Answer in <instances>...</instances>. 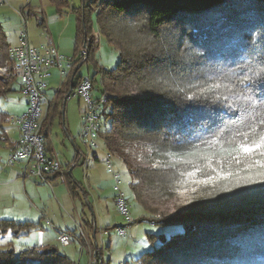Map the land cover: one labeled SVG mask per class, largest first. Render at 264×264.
<instances>
[{
    "label": "trees",
    "instance_id": "16d2710c",
    "mask_svg": "<svg viewBox=\"0 0 264 264\" xmlns=\"http://www.w3.org/2000/svg\"><path fill=\"white\" fill-rule=\"evenodd\" d=\"M51 2L58 6L63 0ZM81 7L76 14L70 70L43 115L45 151H50L48 126L53 116L62 118L59 104L69 86L75 88L83 80L89 81L90 89L94 86L93 77L82 78L77 76L79 67L74 70L93 57L96 39L90 34L89 21L96 11L100 33L120 56L115 67L95 72L100 73L102 95H106L97 116V120L104 117L105 125L102 130L99 126L98 133L104 135L108 153L117 155L134 178L130 187L142 210L158 216L155 224L181 227L169 237L158 236V245L137 260L143 264H264L262 185L253 190L256 197L252 199L237 197L231 203L226 200L220 206L194 210L182 204L178 195L183 187L180 178L189 172L182 166L187 161L178 156L189 145L211 139L221 127L224 132L218 139L227 142L237 129L248 130L242 123L256 127L264 118V0H84ZM119 15L141 20L153 37L170 27L177 49L158 59L147 49L130 52L123 48L117 34L111 33L118 28ZM9 48L0 24V66L7 60ZM128 56L130 62L125 59ZM15 79L13 73L0 77V97L10 92ZM248 97L255 103L250 105ZM5 121L9 116L0 110V140L4 142L8 141L1 137ZM249 159L239 165L228 160L212 163L239 173ZM34 225L0 219L2 231L15 226L29 230ZM0 264L75 263L56 248L34 247L19 253L0 249Z\"/></svg>",
    "mask_w": 264,
    "mask_h": 264
},
{
    "label": "rangeland",
    "instance_id": "374dc122",
    "mask_svg": "<svg viewBox=\"0 0 264 264\" xmlns=\"http://www.w3.org/2000/svg\"><path fill=\"white\" fill-rule=\"evenodd\" d=\"M81 4L80 0L77 2L69 0L70 6L79 8ZM27 11L26 9L27 34L31 41L44 35L40 26L41 21L44 20L45 23H48L52 30L53 27L61 26L58 10L51 1L34 0L30 16ZM19 17L22 18L21 15ZM117 18H119L118 28L111 29V26L109 29L113 35L117 34L116 37L120 39L121 46L130 52L147 49L160 59L170 54L171 49H177L173 39V30L170 27L161 29L160 36L153 37L148 34L141 20L134 17L127 20L120 15ZM73 19L71 18L72 22ZM0 21L9 47L15 46L16 22L5 24V20L0 19ZM60 22L63 23L64 20L62 19ZM89 23L90 34L94 35L96 39V48L93 57L79 66L77 76L95 79L94 86L90 89L91 97L95 100L102 96L100 73L95 72L100 68L109 70L115 67L120 56L115 46L108 43L105 36L100 33L96 22V11L91 12ZM67 35L66 31L65 36ZM45 42L46 40L41 45H44ZM41 45L31 46L40 49ZM184 46L187 44L185 43ZM61 47L63 50H56L55 47L54 49L58 55L63 57L62 69L54 67L50 77L44 79L46 87L42 91L48 100L53 98L62 81L66 79L70 70L69 65H71L68 63V58L74 54L72 40L68 43L64 42ZM163 47L167 49L162 51ZM182 50L184 49L180 48V54L184 53ZM125 59L130 62L131 56ZM165 59L167 60V57ZM10 89L9 93L0 97V110L9 117L22 114L30 99L29 95L23 92L22 81L19 77H16ZM87 107L82 96H68L65 99L64 108L63 103L59 104V111L64 112L63 120L59 116H53L51 125L48 126L47 147L50 148V151L47 154L60 162L58 178L56 181L51 180L54 192L51 191L53 189H50L48 184L28 175V173L23 176L25 163L7 164L9 148L5 147L4 141L0 140V219L35 223L29 230L20 227L18 229L17 226H15L16 229L12 228L6 231L0 229V249L19 253L21 250L34 247H53L75 264H89V249L91 247L98 251L102 264H143L137 260L138 257L144 251L158 245L160 241L158 236L169 237L180 231L181 227L155 224L154 221L158 220V216H149L142 210V206L136 201L130 187L134 178L128 173L126 165L117 155L108 153L104 135L98 133L94 137V141L98 145L96 148L80 137L83 123L81 113L87 110ZM45 109L46 105L43 103V112ZM96 123L102 130L105 125L104 117L99 116ZM1 127L10 140L18 139L19 126H12L9 121H5L2 122ZM77 151L80 152V155L71 174L68 175L72 158ZM107 161L111 163L112 171L107 168ZM219 161L221 160H216V162ZM198 162H200L199 166L202 167V170L194 172L193 167L198 166ZM203 164L202 159H195L191 163L187 162L186 165H182L189 169V172L180 178L183 187L178 195L182 204L192 206L191 210L197 209V207L201 209L206 205L220 206L226 200H230L231 203L237 197L252 199L256 197L253 190L264 187V180H260L255 175L261 165H264V157L260 156L259 152L243 164L239 171V177H252L247 183H236L234 179L201 183L210 175L209 170L203 168ZM113 172L120 174L117 183L128 208L127 216L130 224L127 223V218L118 211L113 197L115 195ZM193 172V175H189ZM83 190L86 192L85 196ZM250 194H252L251 197H249ZM204 202L207 204H203ZM87 224L95 226V233H93L92 227L86 226ZM119 228L123 230V233L118 232ZM18 230L20 231L17 232ZM59 231L67 234L70 240L68 246H64L59 241ZM81 233L87 238L84 245H81L78 239Z\"/></svg>",
    "mask_w": 264,
    "mask_h": 264
},
{
    "label": "built area",
    "instance_id": "2783aa9c",
    "mask_svg": "<svg viewBox=\"0 0 264 264\" xmlns=\"http://www.w3.org/2000/svg\"><path fill=\"white\" fill-rule=\"evenodd\" d=\"M84 58L85 56L82 59ZM62 60L63 57L57 54L50 39L44 45H41L40 49H37L30 45L27 32L23 30L19 37V43L9 48L8 58L0 66V77L13 73L21 79L22 90L30 97L28 106L22 114L9 117V122L12 125L19 126L20 135L18 139L7 144L9 148L7 164L25 162L28 167V175L45 182L51 189H53L51 180L59 172L60 162L48 155L44 144H42L43 115L46 113L49 102L42 90L46 87L44 79L50 77L52 69L54 67L62 69ZM68 63H70V59H68ZM76 95L82 96L88 106L87 110L81 113L83 123L80 137L96 148L98 145L94 141V137L99 131V125L96 123L97 116L102 104L105 102L106 95H102L95 100L92 99L90 83L87 80H83L73 88L68 96L74 97ZM43 103L46 105L45 112L42 110ZM107 168L112 171V165L109 161H107ZM119 178L120 174L113 172L115 183V195L113 197L118 211L127 218V223L130 224L127 216L128 208L117 183ZM118 232L121 234L123 230L119 228ZM59 239L64 246L70 243L66 233L60 234ZM80 239L86 241L83 233H81ZM96 253H98L97 250L91 251L89 264H101Z\"/></svg>",
    "mask_w": 264,
    "mask_h": 264
},
{
    "label": "snow or ice",
    "instance_id": "6c2138e0",
    "mask_svg": "<svg viewBox=\"0 0 264 264\" xmlns=\"http://www.w3.org/2000/svg\"><path fill=\"white\" fill-rule=\"evenodd\" d=\"M244 79L248 80L249 77H245ZM247 99L250 105L255 103L252 97H248ZM242 127H246L248 130L242 132L237 129L232 138L227 142L218 139L220 134L224 132L223 128L218 129L211 134V139L201 140L200 144L189 145L187 150L178 156V159L189 163L195 159H202L205 162L203 167L211 169L214 174L209 175L201 183H210L220 179H234L236 183H247L252 178L251 176L239 177V173L233 172L231 167L223 169L214 167L212 163L213 160H228L239 165L242 160L251 158L257 152H259L260 156L264 157V118L259 119L256 127H253L251 122L242 123ZM257 127L261 130L257 131ZM237 137H240V139H237ZM201 170L202 167L198 166L194 172H200ZM194 172L189 173V175H193ZM255 175L260 180H264V165H261L260 170Z\"/></svg>",
    "mask_w": 264,
    "mask_h": 264
},
{
    "label": "crops",
    "instance_id": "0c3cea01",
    "mask_svg": "<svg viewBox=\"0 0 264 264\" xmlns=\"http://www.w3.org/2000/svg\"><path fill=\"white\" fill-rule=\"evenodd\" d=\"M48 1H51V0H48ZM71 1L72 2L76 1L77 2V0H71ZM80 1L82 2V4H81V6H82L84 0H80ZM33 2H34V0H0V19L1 20H5V24L6 23H11V22H16V25H17V27H16V29H17L16 36L17 37H16V40H15V45H17L19 43V37H20L22 31L26 30V32H27V22H26L27 21V17L25 16V11L27 9L28 10L27 11L28 16L31 15ZM54 5H56V4H54ZM80 7L77 8V7L72 6V5L70 6L69 5V0H63V3L62 2H58V6H56V8L58 10V18L60 19V21H62V19H63L64 22L61 23L59 21L61 26L57 27V28L53 27L54 29L52 30L48 23H45L44 20L41 21L40 22V26L42 27V32H44V35H41L39 37V39H34V40L31 41L29 39L28 34H27V38H28L29 43L31 45H33V46H38V45H41L45 40L47 41L48 39H50L51 42H52V45L55 47L56 50L57 49H59V50L62 49L63 50V48L62 47L60 48V46H62L64 44V42L68 43V42H71V40H72V42H73V52H74V36H75V30H76V14H77V11L80 9ZM65 10H67V11H65ZM68 11H70V12L68 13ZM19 15L22 16L21 19L23 20V23H22V20L20 19ZM63 16H64V18H63ZM71 18L72 19L74 18L73 22H72ZM21 23L23 24V28H22ZM0 24H1V21H0ZM70 28H71V30H70ZM66 31H67V34H68L67 36H69V38H67V36H65ZM63 37H65V38H63ZM6 40H7V38H6ZM69 67H70V65H69ZM54 102L55 101H53V103ZM62 103H63V108H64L65 99L62 100ZM63 108H62V110H63ZM46 111H47V109H46ZM61 113H62V120H63L64 112L62 111ZM12 126H15V125H12ZM1 137L8 138L5 132L3 133V135H1ZM11 142H12V140H10L8 138V141L4 142L5 147H7V144H9ZM72 142H73V140H72ZM78 152L79 151H77L75 153V155H77ZM73 158H75V156ZM73 158H72V160H74ZM23 163H25V162H23ZM72 163L73 162L71 161V167H70L69 171H71L74 168V166H75V163H73V164ZM18 164H20V163H18ZM67 168H68V165H67ZM22 173H23V176L26 173H28V167H27L26 164H25V167H24V171ZM70 174H71V172H70ZM57 178H58V175L52 180L56 181ZM51 191L54 192V188ZM83 193H84V196H85L86 192H84V190H83ZM93 225H94V223H93ZM93 225L89 226V224H87L86 226H88L90 228L92 227V230L94 229L93 233H95V226H93ZM63 233L64 232L59 231V235L63 234ZM78 239L80 240L81 245H84V241L81 240L80 238H78ZM92 250L93 249H91V247H90L89 252L91 253ZM90 253H89V259H90ZM100 261H102V260L100 259Z\"/></svg>",
    "mask_w": 264,
    "mask_h": 264
},
{
    "label": "water",
    "instance_id": "95a60500",
    "mask_svg": "<svg viewBox=\"0 0 264 264\" xmlns=\"http://www.w3.org/2000/svg\"><path fill=\"white\" fill-rule=\"evenodd\" d=\"M85 46V45H84ZM79 65H80V63L75 67V70H74V72L77 70V68L79 67ZM74 75V74H73ZM73 75H72V77H73ZM72 79V78H71ZM70 88H69V90H68V93H67V95L65 96V99H67V96L71 93V91H72V85L71 86H69ZM71 171H69V173H70Z\"/></svg>",
    "mask_w": 264,
    "mask_h": 264
}]
</instances>
